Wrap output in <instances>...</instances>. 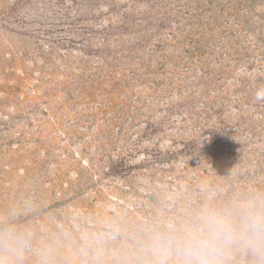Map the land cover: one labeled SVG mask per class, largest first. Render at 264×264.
Returning <instances> with one entry per match:
<instances>
[{"label":"rangeland","instance_id":"rangeland-1","mask_svg":"<svg viewBox=\"0 0 264 264\" xmlns=\"http://www.w3.org/2000/svg\"><path fill=\"white\" fill-rule=\"evenodd\" d=\"M256 195L264 0H0V220L54 264H143L151 229Z\"/></svg>","mask_w":264,"mask_h":264},{"label":"clouds","instance_id":"clouds-1","mask_svg":"<svg viewBox=\"0 0 264 264\" xmlns=\"http://www.w3.org/2000/svg\"><path fill=\"white\" fill-rule=\"evenodd\" d=\"M116 234L110 228L107 235ZM106 233L96 237L99 245ZM87 243L88 237H84ZM54 264L50 250L34 248L32 232L11 213L0 220V264ZM143 264H264V195L198 210L182 228H153L139 249Z\"/></svg>","mask_w":264,"mask_h":264}]
</instances>
